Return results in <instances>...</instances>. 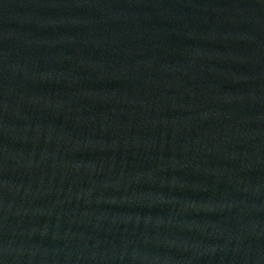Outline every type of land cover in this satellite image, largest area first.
I'll return each mask as SVG.
<instances>
[{"label": "water", "instance_id": "1", "mask_svg": "<svg viewBox=\"0 0 264 264\" xmlns=\"http://www.w3.org/2000/svg\"><path fill=\"white\" fill-rule=\"evenodd\" d=\"M0 264H264V0H0Z\"/></svg>", "mask_w": 264, "mask_h": 264}]
</instances>
